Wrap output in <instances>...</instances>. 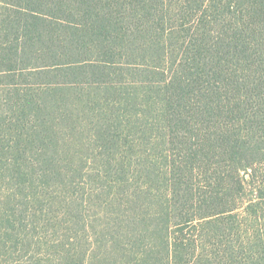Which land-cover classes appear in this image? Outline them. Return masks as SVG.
Masks as SVG:
<instances>
[{"label": "trees", "instance_id": "1", "mask_svg": "<svg viewBox=\"0 0 264 264\" xmlns=\"http://www.w3.org/2000/svg\"><path fill=\"white\" fill-rule=\"evenodd\" d=\"M0 264H264V0H0Z\"/></svg>", "mask_w": 264, "mask_h": 264}, {"label": "rangeland", "instance_id": "2", "mask_svg": "<svg viewBox=\"0 0 264 264\" xmlns=\"http://www.w3.org/2000/svg\"><path fill=\"white\" fill-rule=\"evenodd\" d=\"M81 152H82V151H81ZM97 207H98V206H95V208H94L93 210H95V209H96V211H97Z\"/></svg>", "mask_w": 264, "mask_h": 264}]
</instances>
